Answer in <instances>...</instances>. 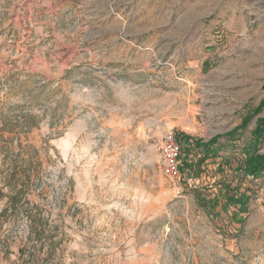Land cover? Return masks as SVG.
Wrapping results in <instances>:
<instances>
[{"label":"rangeland","instance_id":"1","mask_svg":"<svg viewBox=\"0 0 264 264\" xmlns=\"http://www.w3.org/2000/svg\"><path fill=\"white\" fill-rule=\"evenodd\" d=\"M263 85L264 0H0V264H264Z\"/></svg>","mask_w":264,"mask_h":264},{"label":"trees","instance_id":"2","mask_svg":"<svg viewBox=\"0 0 264 264\" xmlns=\"http://www.w3.org/2000/svg\"><path fill=\"white\" fill-rule=\"evenodd\" d=\"M263 107H264V100H261L258 106L254 109V111L244 116L242 118L241 123L238 126H236L233 130L226 133V136L234 137V135L239 130L245 129L249 124V122L251 121V119L255 115H257L262 110ZM263 134H264V118L258 117L255 121L254 128L251 130V135L254 139V143L250 146H247L244 149L245 159L241 166L242 167L241 171L243 172V174L247 176H251L252 178L259 177L261 173L264 171V154L259 153L256 148L259 139L262 137ZM219 138L220 136H215L208 141H202L201 139L196 140L194 141V145L200 148V150L205 156H210L213 153H215L214 145L217 144ZM5 147L6 146H2L1 150L3 151ZM14 179H17L15 169L11 170L9 173H6L5 176H2V178H0V182L3 184L6 183V185H12L11 181ZM11 189H12L11 190L12 196H10L9 203L11 206H15L17 200L21 197V191L23 187L17 189L16 185H12ZM0 194H1V188H0Z\"/></svg>","mask_w":264,"mask_h":264},{"label":"built area","instance_id":"3","mask_svg":"<svg viewBox=\"0 0 264 264\" xmlns=\"http://www.w3.org/2000/svg\"><path fill=\"white\" fill-rule=\"evenodd\" d=\"M161 172L170 183H175L181 173L182 146L173 130L165 132L157 142Z\"/></svg>","mask_w":264,"mask_h":264},{"label":"water","instance_id":"4","mask_svg":"<svg viewBox=\"0 0 264 264\" xmlns=\"http://www.w3.org/2000/svg\"><path fill=\"white\" fill-rule=\"evenodd\" d=\"M262 88L264 89V85L262 86Z\"/></svg>","mask_w":264,"mask_h":264}]
</instances>
